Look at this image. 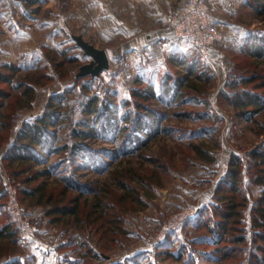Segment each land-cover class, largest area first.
Here are the masks:
<instances>
[{"label":"rangeland","instance_id":"374dc122","mask_svg":"<svg viewBox=\"0 0 264 264\" xmlns=\"http://www.w3.org/2000/svg\"><path fill=\"white\" fill-rule=\"evenodd\" d=\"M120 1L0 0V65L7 62L21 68L14 75L15 82L24 76L30 78L29 81L39 80L32 98L27 99L29 102L25 109H18L15 107L16 102H13L16 96L23 98L21 90L4 86L17 94L10 98L8 120L12 122L16 113L19 116L14 128L0 129V177L3 190L5 192V181L9 177L18 189V197L25 207L28 219H33L30 221V237L34 245V258H24L26 261L37 262L42 258V251L68 240L71 235L77 238L76 242L83 238L77 236L81 233L78 226L80 223L66 222V219L51 222V216L43 215L42 206L28 204V199L20 191L21 186L29 188L43 182L47 183L49 190L55 186L61 187L59 175L71 176L97 190L102 195L103 202L109 205L108 213L112 214L116 210L128 222L123 236L113 234L112 230L108 232L109 236L100 241L103 245L97 246L104 250V256L88 260V254V264H110L116 261L133 264L131 259H127L138 251L149 253L140 258L139 264L172 263L170 258H162V254L156 253L158 243L168 232H181L186 229V219L198 213L201 203L211 195L215 184L228 167L227 161L234 154L241 155L244 164L245 174L239 193L248 196L250 200L257 196V188L249 184L250 174L245 171L248 152L264 141V133H261L264 130V112L256 115L255 120L244 119L225 98L222 88V81L227 75L224 72L228 67L231 66L235 73L254 72L251 65L254 60L247 58L237 47L241 43L239 34L233 33L230 36H234V41L223 44L222 51H226L225 55L229 57L233 56V63H228L230 59L227 58L224 61V56L219 58L218 55L219 60H214L212 53L220 52V47L217 48L215 42L211 47L209 61L204 59L193 41L178 38L174 31V44L165 43L164 48L160 47L152 54L155 56L150 57V52L142 56L139 52H130L128 49L132 46L135 50L143 45L144 31L149 27L142 25L140 35L134 31L125 33L126 27L119 13ZM251 1L254 4L241 8L233 21L242 29L244 27L257 31L259 27L264 28V0ZM164 21L163 16L161 26L171 29ZM137 35L140 36V44ZM77 36L104 49L108 54L109 66L97 75H83V65L90 62L92 57L78 45L75 39ZM193 63V73L190 74L188 67ZM236 65L244 68H237ZM210 71L215 74L208 79ZM198 73L202 76L197 77ZM183 75H187L191 83L202 85L198 96L186 98V95H191L188 91L190 87H184L185 93L181 89L176 91L174 100L170 96H163V81L167 79L168 85L172 87L177 78ZM248 86L252 87L251 84ZM132 87L150 89L152 94L142 101L161 111V123L166 128L161 127L160 132L148 138L145 148H139L130 154H120L115 159L100 153L102 149L112 150L116 146L110 136L96 134L88 137L84 143L98 154L93 152L89 156L82 152L75 157L72 164L68 159L71 156L70 150L60 149L69 139L70 118L77 121L79 116H84L92 120L97 113L84 114L83 108L79 104V108H76L71 100L80 97L86 103L89 98L98 96L95 104H99L102 112L108 109V103L115 104L117 109L114 115L121 118L131 108L124 103L126 99H134L129 96ZM263 89L258 88L256 91L263 92ZM59 94L60 100L57 97ZM47 109L60 113L57 123L49 125L57 133L52 140L55 152L41 154L43 162L38 163L5 159L6 151L17 130L23 127L24 121L33 120ZM119 121L122 124L121 119ZM34 149L37 150L38 146H34ZM99 155L108 163L103 170H97L87 160ZM49 164L55 165V174L41 176L39 173ZM16 170L21 172L14 175L12 171ZM31 175L35 178L25 184L24 179ZM119 181H125L128 186L132 185L137 195L135 192L129 196L124 195ZM70 191L71 194L77 193L75 189ZM86 194L88 197L92 195ZM136 196L146 203L143 208L135 201ZM83 199L84 196L81 202ZM0 202L4 204L0 210L2 225L9 219L5 194ZM97 226L98 224L88 223L84 225L86 233H92V236L86 235L89 241L96 240L94 234ZM108 226L105 224L104 228ZM187 228L193 229L192 226ZM102 231L100 229L98 233ZM107 237H111L110 240ZM112 237L117 240H112ZM17 245L25 257L26 253L19 241ZM64 249L69 251L70 247ZM79 251L86 253L85 250ZM76 253L73 250L70 252L71 256ZM62 255L63 253H52L48 257V264H53L55 258Z\"/></svg>","mask_w":264,"mask_h":264},{"label":"trees","instance_id":"16d2710c","mask_svg":"<svg viewBox=\"0 0 264 264\" xmlns=\"http://www.w3.org/2000/svg\"><path fill=\"white\" fill-rule=\"evenodd\" d=\"M259 28L257 31L244 29V27L243 29L237 28L238 39L241 42L237 47L247 58L254 60L251 63L254 72L235 73L230 66L231 68L228 67L229 69L224 72L227 75L222 81L225 98L229 100L237 113L246 120H255L256 115L264 112V89L263 92L256 91L258 88H264V28ZM169 30L173 33L172 29ZM223 34L225 33L223 32ZM212 57L214 60H219L215 52L212 53ZM226 58L230 59L228 63H233V56L229 57L224 54V61ZM236 67L244 68L238 65ZM193 68L194 63L188 67L190 74L193 73ZM20 70L21 68L14 63L3 62L0 65V129L14 128L19 116V113H16L12 122L8 120L7 108L10 98L17 94L12 93L4 86H13V89L21 90L23 98L16 96L13 102H16L15 107L17 106L18 109H25L33 96L34 87L39 83L38 79L29 81L30 78H25V76L15 82L14 75ZM221 72L223 73V71ZM214 74V71H210L207 78L209 79L210 76L212 78ZM196 76L201 77L202 74L198 73ZM128 80L130 82L129 78ZM166 80L162 83L161 92L163 96H170L173 100L176 91L181 89V92L185 93L184 87L191 88V91L188 90L191 95H186V98H188L187 96H198L199 91H201L202 85L191 83L187 75L179 76L172 87L168 85ZM249 84L252 87L248 86ZM148 90L150 91V89ZM148 90L137 87L130 89L131 94L129 96L134 99L125 100L124 105L131 106V108L127 109L121 115V118L114 115L117 109L115 104L108 103V109L102 112L103 110L99 104H95L98 96L89 98L86 103L80 97L79 99L77 97L72 99L73 106L79 108L77 106L79 104L81 109L83 108L84 114H97L92 120L84 116H79L77 121L70 118L69 139L60 149L68 148L70 150L71 156L68 159L72 161L71 163L73 164L75 157L81 155L82 152H86L89 156L91 153L97 152L84 143L85 139L96 134L110 136L116 142V146L112 150L102 149L100 152L101 155L107 154L114 159L120 154H130L139 148H145L148 138H152L162 128H166L161 123L163 117L161 111L142 101L148 98L149 94H152ZM60 95L57 96L59 100ZM130 101L132 102L130 103ZM183 101H181V104H184ZM47 106L49 107L50 104H47ZM59 114L57 111L47 109L33 120L24 121L23 127L17 130L13 142L6 151L7 156L5 159L22 162H43L40 157L41 154L55 152L52 147V140L55 139L57 133L55 129L49 128V125L57 123ZM120 119L122 124H119ZM261 133H264V130ZM36 145L38 146L37 150L34 149ZM192 145L197 146L194 143ZM101 155L97 158H87L89 163H92V166L97 170H103L104 166L108 164L102 159ZM247 156L248 164L245 172L250 174L249 184L257 188V196L250 200L248 196L239 193L245 174L243 172L244 164L242 156L234 154L227 161L228 167L215 184L211 195L206 196L207 199L201 203L198 213L186 219L184 223L186 229L184 228V231L181 232L170 231L158 243L156 253L162 254V258H170L172 263L167 264H264V141L251 149ZM54 168L55 165L49 164L39 174L41 176L55 174ZM12 172L14 175H18L21 171ZM33 178H35L34 175H31L26 177L23 182L27 184ZM58 180H60L61 187L55 186L49 190L47 183L43 182L29 188L21 186L20 191L28 199V204L33 203L42 206L43 215L51 216V222L66 219V222L80 223L78 226L81 233L77 234L76 232V234L78 237L83 236V238L76 242L77 238L71 235L68 240L51 245L45 251H42L43 257L37 261L38 263L26 261L18 248L17 233L10 217H8V221L0 225V264H48L47 257H44V255L52 253H63L61 257L55 258L53 264H88L86 260L88 254V260L104 256V250L97 246L103 245L100 241L105 236H109V231L112 230V233L118 236H123L126 233L128 222L123 219L122 213L115 210L114 213L109 214L107 211L109 205L103 202V197L97 190L86 183L76 181L68 175H59ZM119 182L124 190V195L129 196L133 192L137 195V191L132 189V185L129 184L128 186L125 181ZM70 189L77 190V195L71 194ZM85 193H91L92 195L88 197L89 195H85ZM4 194L0 177V199ZM83 196L84 199L81 202ZM135 201L142 208L146 204L139 196L135 197ZM3 207L4 204L0 202V210ZM30 221H33V219L31 218ZM86 223L98 224L94 234L96 240L93 242L86 237V235L92 236L90 231L86 233L87 229L84 227ZM105 224L109 226L104 228ZM187 226H192L193 229H189ZM100 229H103L102 233H98ZM97 233L101 236L99 237ZM110 238L107 237V240H110ZM115 239V237H112V240ZM66 247H70V250H65ZM78 249L85 250L86 253H81ZM72 250L77 253L71 256L70 252ZM134 254L127 259H131L133 264H139L140 258L149 255L146 251H138ZM139 254L142 255L138 256ZM121 262H110V264H122Z\"/></svg>","mask_w":264,"mask_h":264},{"label":"crops","instance_id":"0c3cea01","mask_svg":"<svg viewBox=\"0 0 264 264\" xmlns=\"http://www.w3.org/2000/svg\"><path fill=\"white\" fill-rule=\"evenodd\" d=\"M186 0H121L119 5V13L122 16L121 21L126 27L125 33H142L140 30L143 26H148V30L145 32L142 44L137 49L133 50L130 47L128 51L139 52L140 55L146 56L150 52V57L155 54L160 47L164 48L165 43L170 44L176 42V38L172 37L173 33L164 27H162L163 16L167 10H177ZM207 4L212 12L214 19V26L220 32V38L217 39L216 46L220 47L216 53L219 58L223 57L226 51L223 44L227 41H234V36H230L237 32V28L242 27L239 24H235L233 17L236 16L238 11L245 5L253 4L251 0H207ZM162 25V26H161ZM137 28V30H136ZM223 32L225 34H223ZM138 37V43H141L140 36ZM216 41V40H215ZM180 42V41H178ZM140 48V49H139ZM159 55V54H158ZM141 56V57H142ZM148 57V56H147ZM51 255V254H50ZM50 255H44L48 257ZM43 257V255H42Z\"/></svg>","mask_w":264,"mask_h":264},{"label":"built area","instance_id":"2783aa9c","mask_svg":"<svg viewBox=\"0 0 264 264\" xmlns=\"http://www.w3.org/2000/svg\"><path fill=\"white\" fill-rule=\"evenodd\" d=\"M164 20L178 38L193 41L199 54L209 61L211 47L220 38V32L212 23L207 0H186L177 10L165 12ZM5 195L6 210L26 253L24 258L31 260L34 257V245L30 237L31 223L18 197V189L9 177L5 181Z\"/></svg>","mask_w":264,"mask_h":264},{"label":"water","instance_id":"95a60500","mask_svg":"<svg viewBox=\"0 0 264 264\" xmlns=\"http://www.w3.org/2000/svg\"><path fill=\"white\" fill-rule=\"evenodd\" d=\"M78 45L83 49V51L92 57V60L83 65L82 74L91 73L92 76L97 75L103 69L109 66V58L107 52L88 43L81 37H75Z\"/></svg>","mask_w":264,"mask_h":264}]
</instances>
